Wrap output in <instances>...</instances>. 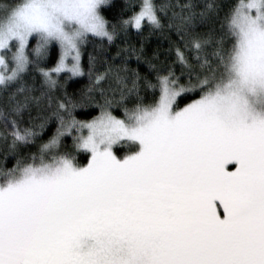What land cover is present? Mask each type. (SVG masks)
<instances>
[{
    "label": "snow or ice",
    "instance_id": "1",
    "mask_svg": "<svg viewBox=\"0 0 264 264\" xmlns=\"http://www.w3.org/2000/svg\"><path fill=\"white\" fill-rule=\"evenodd\" d=\"M108 2L0 4V85L7 90L33 70L43 82L39 96L21 86L22 98L13 92L0 106V264H264V0H235L223 16L213 0L199 11L139 0L116 23L101 14ZM197 23L206 34L195 32ZM145 28L174 30L184 42L175 48L189 69L184 83L169 69L141 84L126 63L129 55L144 58L133 47L120 64L95 72L79 99L63 92L53 103L69 79L85 74L83 44ZM53 45L55 64L41 66ZM109 77L117 87L99 88ZM141 87L152 90L147 103ZM33 101L45 114L25 125ZM91 106L99 110L91 119L73 115ZM50 121L51 136L21 154Z\"/></svg>",
    "mask_w": 264,
    "mask_h": 264
},
{
    "label": "trees",
    "instance_id": "2",
    "mask_svg": "<svg viewBox=\"0 0 264 264\" xmlns=\"http://www.w3.org/2000/svg\"><path fill=\"white\" fill-rule=\"evenodd\" d=\"M9 2V0H0V4H4ZM157 4H186L192 3L197 5V11L202 8L209 0H155ZM214 3L221 6L220 15L223 16L224 12L227 11L228 7L232 5L235 0H213ZM139 0H109V2L103 6H101V14L105 17L106 20L111 23H116V21L121 18L123 15L124 18L131 15L133 10H138L135 6H137ZM179 11V9H175ZM171 9L168 11V15H171ZM163 17V13H161ZM207 25L202 23H197L195 27V32L200 34H206ZM217 31L219 30L218 23L215 25ZM34 41H32L33 43ZM183 41L176 35L174 30H169L167 28L163 30H154L153 33H149L147 28L143 32H137L136 30L129 29L127 36L118 35L113 43H108L104 41L101 43L100 41H88L81 46V63L84 68L85 74L83 76H79L74 79H69L63 86V91L56 93L54 97L53 103L55 104L56 97H63V92H67L73 98L79 99L82 94L88 92V87L90 82L95 81V72H104L105 68L108 66L106 62H111L114 65H118L121 63L122 55L125 50L128 53H131V49L134 47L138 52L142 51L143 57L142 59H137L135 56L129 55L126 63L130 68L136 69L141 76V84H143V77L147 76L149 80L155 81L157 72L161 75H167L169 69L173 73H175L176 77L179 79L180 83H184L188 76L186 73L189 69L184 68L179 61L176 59L175 48L177 46L183 47ZM211 49H209V52ZM121 53V56H117V53ZM155 53V56L153 55ZM58 56V49L55 45L50 47L48 57L45 61L42 62L41 66L51 67L55 64ZM93 57V66H94V74L91 77V81L88 75L89 68V57ZM146 59H151L152 63L156 65V68L153 69L149 67ZM189 63L195 64V61L192 59L191 54L188 55ZM199 67H196V71H199ZM184 73V74H182ZM23 86L25 89L31 88L32 92H25L24 95H33L39 96L40 89L43 87L42 78L40 77L39 72L33 70L24 75L23 80L20 83H12L8 85L7 90H5L4 86L0 85V106H3L7 101L9 95L13 92H16L18 88ZM99 88H103L107 90L109 87L115 88L117 87L115 82L111 77L102 81L99 85ZM97 98L100 96L99 91H95L93 93ZM140 97L144 99V102L147 103L152 99V90L141 87L140 89ZM17 97L22 98L21 94L16 92ZM179 99V98H178ZM136 101V97H131L126 100L128 106L131 107ZM187 101H181V105ZM31 108L27 111L23 112L22 122L25 125L29 123V116L35 118V123H39V118L43 116L45 113L42 110H38L35 102H31ZM44 105L46 107L47 100H44ZM98 109L94 106L91 107H81L76 108L73 112V115L78 120H87L91 119L98 113ZM114 111L117 114H120L119 109H115ZM55 122L50 121L43 132L40 133L37 138L36 143L28 144L25 146H21L20 152L21 154H31L34 151H37L39 145L46 141L49 136H51L52 132L55 129ZM4 132L3 125L0 124V134ZM65 142L68 139L64 140ZM10 142V141H9ZM5 141L3 139V135H0V160H4V151H5ZM125 148L123 146H118L115 148V152L119 155H123L125 153ZM80 159L82 163H86V154L81 153ZM5 163L8 167L12 166L14 163V158L9 155L5 160Z\"/></svg>",
    "mask_w": 264,
    "mask_h": 264
},
{
    "label": "rangeland",
    "instance_id": "3",
    "mask_svg": "<svg viewBox=\"0 0 264 264\" xmlns=\"http://www.w3.org/2000/svg\"><path fill=\"white\" fill-rule=\"evenodd\" d=\"M103 6V5H102ZM35 43V41L33 42V44ZM57 49H58V56H59V48L57 47ZM57 56V57H58ZM0 71H2V68H0ZM79 77V76H78ZM74 78H77V77H73V78H71V79H74ZM65 139H68V141L67 142H65L64 141V145L66 146V147H71L72 146V139H71V137H64V140ZM118 146H120V145H115L114 146V151H115V148L116 147H118ZM126 150V149H125Z\"/></svg>",
    "mask_w": 264,
    "mask_h": 264
}]
</instances>
